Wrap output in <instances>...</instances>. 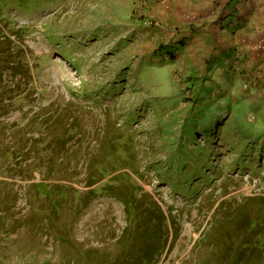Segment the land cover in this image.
<instances>
[{
	"label": "rangeland",
	"instance_id": "obj_1",
	"mask_svg": "<svg viewBox=\"0 0 264 264\" xmlns=\"http://www.w3.org/2000/svg\"><path fill=\"white\" fill-rule=\"evenodd\" d=\"M166 1L0 0V87L21 93L0 101V264H136L138 244L237 263L242 214H264V93L227 97L220 58L200 80L197 11Z\"/></svg>",
	"mask_w": 264,
	"mask_h": 264
},
{
	"label": "crops",
	"instance_id": "obj_2",
	"mask_svg": "<svg viewBox=\"0 0 264 264\" xmlns=\"http://www.w3.org/2000/svg\"><path fill=\"white\" fill-rule=\"evenodd\" d=\"M166 2H169V7L176 8L180 4L181 8H195L197 11L195 16L201 21V30L196 38L203 44L204 52L203 65L199 73L200 80L208 72L211 61L220 58L224 67L220 76L226 75L228 79L227 97L233 95L238 101L235 90L240 86L244 89L245 83H248L250 88L255 90L258 88L264 93V0H168ZM159 6L165 11L168 9L165 3H160ZM230 6L232 10H229ZM229 16H234V23L230 29L223 26ZM218 41L222 42L221 46ZM207 46H211L212 50L209 51ZM211 52L212 55L209 56ZM224 52H231V57L234 56L228 64L224 63L227 60L222 59ZM258 93L254 92L256 95ZM259 95L261 96L259 100L255 97L250 100L257 101L253 102V106L260 110L259 113L264 118V95L261 93Z\"/></svg>",
	"mask_w": 264,
	"mask_h": 264
},
{
	"label": "trees",
	"instance_id": "obj_3",
	"mask_svg": "<svg viewBox=\"0 0 264 264\" xmlns=\"http://www.w3.org/2000/svg\"><path fill=\"white\" fill-rule=\"evenodd\" d=\"M3 9V7L1 8ZM4 38V39H3ZM11 40L9 38H7L6 36H3V34H1L0 31V49L1 47H6V48H10L11 47ZM158 51L162 52V53H168L169 50L166 51L165 48H162L161 46L159 47ZM157 51V54H158ZM5 54V52L0 50V55L3 56ZM171 57L173 58V61L176 60L175 56L171 55ZM171 58V59H172ZM12 59L11 54L9 56H5V61L6 63H9L10 60ZM7 65V64H5ZM8 67V66H6ZM14 70H16V73H18L17 69L14 68ZM13 73L15 74V72L13 71ZM1 74H3V71H0V85L2 84V77ZM193 82L190 81V83ZM18 93L17 95L21 96V93L18 92V90H11L10 92H6L4 93L3 90L0 87V101H3V99H6V97H10V99H13V94L14 93ZM217 119H214V122ZM257 121V120H256ZM253 122V121H252ZM192 135H194V133H192ZM244 164H242L241 166H243ZM176 183L179 182L178 180L175 181ZM37 190L40 194H44L47 195L48 198L52 197V194L56 191L57 186L51 185L50 187H48L47 185H37ZM106 191H108L111 188H105ZM63 194V193H62ZM127 206L129 207V211L132 213L135 212L134 205L132 202L126 201ZM132 208V209H131ZM262 209L264 210V207H262ZM247 213V211H245ZM243 213L242 214V218H243V225L245 227L244 230V236L245 239L244 241L238 245L237 249H235V251L237 250V252H239V254H235V257L237 259V263L236 264H264V214L262 215L261 213L259 214H246ZM144 222H142L144 225H146V227H140L138 229V232H140V236H143L142 239H144L145 242H151V235L148 234L149 232H154L158 230V227L155 225L153 226L152 229H149V232L147 230V220H142ZM242 223V222H241ZM160 228V227H159ZM152 230V231H150ZM147 235V236H146ZM142 241V242H144ZM157 242H161V241H157ZM152 246L146 245V244H138V249L140 252H138V256L136 258H138L137 260H134L133 263L136 264H143L148 258V254L150 255L149 249H160L164 244H151ZM140 255V256H139ZM238 256V257H237ZM141 260V262H140ZM132 264V263H129Z\"/></svg>",
	"mask_w": 264,
	"mask_h": 264
},
{
	"label": "built area",
	"instance_id": "obj_4",
	"mask_svg": "<svg viewBox=\"0 0 264 264\" xmlns=\"http://www.w3.org/2000/svg\"><path fill=\"white\" fill-rule=\"evenodd\" d=\"M243 88L245 89V90H248L249 89V84L248 83H245L244 85H243ZM255 119V117H252V120H254Z\"/></svg>",
	"mask_w": 264,
	"mask_h": 264
},
{
	"label": "clouds",
	"instance_id": "obj_5",
	"mask_svg": "<svg viewBox=\"0 0 264 264\" xmlns=\"http://www.w3.org/2000/svg\"><path fill=\"white\" fill-rule=\"evenodd\" d=\"M249 89H250V85H249ZM244 90H245V89H244ZM252 117H255V119L252 120ZM256 120H257V117H256L255 115H251V116H250V121H253V122H254V121H256Z\"/></svg>",
	"mask_w": 264,
	"mask_h": 264
}]
</instances>
